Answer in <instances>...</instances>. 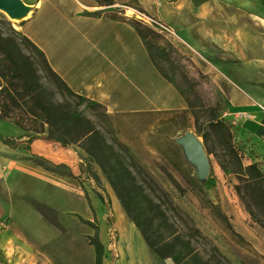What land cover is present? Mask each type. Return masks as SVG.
I'll return each instance as SVG.
<instances>
[{"label":"rangeland","instance_id":"1","mask_svg":"<svg viewBox=\"0 0 264 264\" xmlns=\"http://www.w3.org/2000/svg\"><path fill=\"white\" fill-rule=\"evenodd\" d=\"M256 1V15L264 19V0ZM122 2L113 0L110 10L125 17L135 16L127 9V6L133 7L134 2ZM48 3L45 1L44 8ZM181 5L184 11H181L179 19L189 23L209 25L227 20L229 25L246 19L241 12L225 7L217 0H182ZM180 6L178 8L182 10ZM164 14L172 15L169 11ZM152 17L159 18L157 15ZM19 22L0 12V31L3 36L14 38L20 50L34 62L40 83L47 92L44 94L45 102L64 107L70 105L92 122L130 170L144 194L164 212L176 233L191 242L206 264H264V231L247 213L235 191L239 182L224 147L204 125L208 111L196 109L197 120L187 107L182 111L145 115H108L101 106L79 101L46 71L42 57L18 33ZM175 34L177 38L158 34L161 37L155 39L157 47H151V56L169 84L176 90H189L188 97L195 106H204L207 95L213 101H219L220 114L226 116L228 103L224 93L213 82L214 76L232 82L242 78L246 87H255L257 93L262 90L260 86L264 87V66L245 65V58L237 59L235 52H240V48L229 35L227 49L224 50L217 43V34L211 38L214 41L210 45L208 41H197L198 47ZM247 35L249 39L258 41L255 32ZM166 43L180 53L181 59L165 49ZM161 48L164 51L160 52ZM205 48L207 53L203 51ZM190 58L207 68L219 64L222 73L225 70L230 73L219 75L212 68L214 75H204L205 79L196 77ZM181 71L188 72V78H194L191 82L193 92L187 83L190 79L185 81ZM0 106L9 116V119H1L0 112V136L18 142L16 147L0 143V264H94V251L90 245L93 230L81 220H94L98 226V239L105 250L102 264H124L123 256L129 252L128 240L134 237L154 262L173 264L170 260L160 262L139 232L134 229L136 235L118 221L110 202V196L116 199L115 194L99 167L88 163L80 143L62 148L36 139L28 144V138L52 136L56 128L46 123L43 112L37 110L36 104L27 97L21 82L11 73L1 55ZM227 122L232 126L233 144H236L235 135L240 129ZM198 130L207 135V143L197 137ZM189 132L198 138L207 152L209 172L205 178L198 177L196 167L176 143ZM244 141L253 159L251 162L244 158L243 166L258 164L264 174V153L252 139L245 136ZM34 142L44 145L50 152L47 160L67 166L74 179L58 177L29 163L30 151L25 148L29 146L30 149ZM32 155L37 156L35 152ZM93 175L97 176L98 183ZM97 195L103 196L104 202L96 203ZM144 228L151 240H155L154 225L145 224ZM140 264L154 263L141 261Z\"/></svg>","mask_w":264,"mask_h":264},{"label":"crops","instance_id":"2","mask_svg":"<svg viewBox=\"0 0 264 264\" xmlns=\"http://www.w3.org/2000/svg\"><path fill=\"white\" fill-rule=\"evenodd\" d=\"M45 1L49 2L46 8ZM132 1L134 5L127 6L128 13L139 9L151 17L157 15L166 26L163 21L171 25L169 28L174 34L176 32L181 39L195 43L197 47V41H208L210 45L214 41L211 38L217 34V43L225 50L229 35L240 48V52H235L237 59L245 58V65L264 66V19L256 15V0H217L246 16L245 20L229 25L227 20L209 25L180 21L184 11L183 5L180 6L182 0H123L122 3ZM22 2L30 8V13L19 22L18 33L42 54L50 70L74 95L98 104L106 114L114 116L186 110L184 99L160 74L135 29L127 22L109 18L108 15L115 12L98 7L94 0ZM165 11L172 15H165ZM248 32L258 34V41L249 39ZM174 38H177L176 34ZM203 51L207 53L206 48ZM191 62L206 76L214 75L212 68L219 75L230 73L229 70L222 73L219 64L207 68ZM214 79L228 103L225 120L239 128L264 153V87L260 86L263 91L259 89L257 93L255 87H246L242 78L233 82L217 76ZM33 152L45 159L50 154L44 145L36 142L30 146V154ZM101 198L104 202L103 196ZM99 201L97 198L96 203ZM110 202L118 221L123 219V226L136 234V228L118 199L110 196Z\"/></svg>","mask_w":264,"mask_h":264},{"label":"trees","instance_id":"3","mask_svg":"<svg viewBox=\"0 0 264 264\" xmlns=\"http://www.w3.org/2000/svg\"><path fill=\"white\" fill-rule=\"evenodd\" d=\"M94 1L98 7H105L108 11L113 12V10H110V7L114 4L113 0ZM137 11L141 12L139 9H137ZM111 14L108 15L109 18L127 22L135 29L144 42L152 62L158 69L157 64L151 56V47L156 46L155 39L161 36L135 18L127 19L116 13H113V15ZM26 42L28 41L26 40ZM30 45L42 57L46 71L69 91L60 79L50 70L42 54L32 44ZM165 49L181 59L180 53L168 43L165 44ZM159 50L162 52L164 48ZM0 55L8 63L11 73L21 82L22 89L27 97L36 104V109L43 112L46 123L56 128L52 136H47L45 138H28V144L36 139H42L47 143H53L62 148H65L68 144L80 143L86 154L88 163H94L99 167L127 218L139 232L147 247L159 260H170L173 264H206L199 257L191 242L189 240H184L176 233L173 226L168 222L164 212L144 194L142 187L138 185L130 170L124 165L114 149L106 143L103 136L94 128L92 122L81 112L72 109L70 105L64 107L57 103L45 102L44 94L47 92L40 83V77L34 62L28 55L20 50L14 38L3 36L1 31ZM191 67L194 76L205 79V76L193 64H191ZM159 72L167 79L163 72ZM181 77L185 81L190 79L187 83H189L190 92H193L194 87L191 85V82L194 81V78H188V72L185 71H181ZM177 90L184 99L186 107L190 110L194 119L197 120L198 114L195 111L198 109L209 112V116L205 120L204 125L210 132L218 137L224 147L227 156L234 165L233 173L239 182L238 185L235 186V191L243 202L247 213L264 231V174L258 164L250 163L248 166H243L242 160L244 158H249L251 162L253 159L250 154L251 152L249 153L246 148V141H244L245 136L240 131L236 132V144H233L232 126L225 120L224 114H220L221 107L218 100L213 101V98H208L207 95H205L206 104L199 108L195 106L188 97L189 90L188 92L180 89ZM71 94L74 95L73 93ZM74 96L81 102H86L92 106H98V104L94 102L86 101L76 95ZM1 111L2 107L0 106V112ZM35 116L41 118L40 114L35 113ZM1 119H9L8 114L2 111ZM196 135L202 138L204 144L207 143L206 134L198 130ZM0 143L10 147H16L18 145L16 140L2 136H0ZM25 150L29 152V146H26ZM27 161L33 166L58 177L74 179L72 172L63 164H54L43 157L32 154L29 155ZM92 178L98 183L96 175H93ZM97 198L102 201L100 195H97ZM81 222L93 230V235L90 237V245L93 247L94 251V264H102L105 250L98 239V226L95 224L94 220H81ZM145 224H148V226L154 225L153 235L155 240H151L148 232H146L144 228Z\"/></svg>","mask_w":264,"mask_h":264},{"label":"water","instance_id":"4","mask_svg":"<svg viewBox=\"0 0 264 264\" xmlns=\"http://www.w3.org/2000/svg\"><path fill=\"white\" fill-rule=\"evenodd\" d=\"M0 12L11 20H20L30 13V8L22 0H0ZM184 150L186 158L196 167L199 178L209 172V161L202 143L193 133H185L176 140Z\"/></svg>","mask_w":264,"mask_h":264},{"label":"bare ground","instance_id":"5","mask_svg":"<svg viewBox=\"0 0 264 264\" xmlns=\"http://www.w3.org/2000/svg\"><path fill=\"white\" fill-rule=\"evenodd\" d=\"M29 13L20 20H12V21H21L25 19ZM120 221V220H119ZM123 222V219H122ZM120 222V223H122ZM121 225V224H120ZM124 240H126L125 235L123 236ZM131 238L128 240L129 243V252L126 253V255L123 256V263L124 264H140L141 261H145L148 263H154V264H160L159 262H154V260L149 256L147 250L142 249V247L136 242L137 239ZM163 262V261H160Z\"/></svg>","mask_w":264,"mask_h":264},{"label":"built area","instance_id":"6","mask_svg":"<svg viewBox=\"0 0 264 264\" xmlns=\"http://www.w3.org/2000/svg\"><path fill=\"white\" fill-rule=\"evenodd\" d=\"M135 17L138 18L141 23H143L145 26L149 27L159 35H162L164 37H175L173 31L160 20L137 11L135 12Z\"/></svg>","mask_w":264,"mask_h":264}]
</instances>
